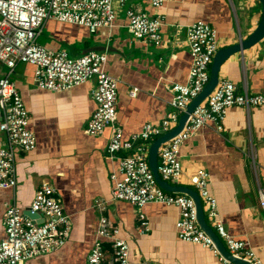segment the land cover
<instances>
[{
  "label": "crops",
  "instance_id": "0c3cea01",
  "mask_svg": "<svg viewBox=\"0 0 264 264\" xmlns=\"http://www.w3.org/2000/svg\"><path fill=\"white\" fill-rule=\"evenodd\" d=\"M115 8L116 22L110 31L101 28L90 34L85 28L51 20L37 43L53 53L65 51L71 60L94 48L107 56L106 72L118 82L114 128L124 140L146 125L161 126L170 115V86L184 85L191 67L187 27L207 23L217 33L219 50L233 46L239 38L245 40L262 18L258 0H182L158 10L149 0H129L123 8ZM128 9L149 19H162L160 47L133 40L127 30ZM6 73L0 64V79ZM33 78L34 67L28 64L16 65L11 76L28 113V130L34 134L36 146L27 153L15 151L16 186L0 191V240L7 207L15 203L23 211L29 210L35 192L48 184L55 189L72 230L62 247L25 264H88L100 217L119 228L132 262L224 264L207 248L177 239L179 211L173 205L152 203L139 209L124 201H110V176L117 169V162L106 155L112 129L96 137L85 134L95 111L91 98L94 82L52 93L37 89ZM218 78L237 86L238 92L247 89L249 95H264V40L225 62ZM133 87L139 93L131 98ZM226 121L222 133L207 125L181 147V178L172 185L194 190L190 178L197 171L207 172L218 219L264 264V210L259 204V188L264 187V112L250 109L247 113L234 107ZM4 148L6 140L0 132V149ZM98 203H104L102 209ZM203 209L208 220L206 206ZM140 215L149 231L140 232ZM102 246L106 251L103 264H111L110 240L102 239Z\"/></svg>",
  "mask_w": 264,
  "mask_h": 264
},
{
  "label": "built area",
  "instance_id": "2783aa9c",
  "mask_svg": "<svg viewBox=\"0 0 264 264\" xmlns=\"http://www.w3.org/2000/svg\"><path fill=\"white\" fill-rule=\"evenodd\" d=\"M129 0H0V64L7 73L0 79V132L6 148L0 149V191L16 186L15 151H31L36 146L35 136L28 130L29 116L20 93L11 79L18 64L34 67V85L42 91L61 93L94 82L91 94L95 111L85 134L96 137L112 129L106 148L107 157L117 162L116 172L110 176L112 198L139 209L147 204L173 205L179 211L175 222L177 239L207 248L224 264H236L225 259L206 231L197 223L196 207L192 198L184 194L164 192L156 184L148 166V149L153 141L178 126L180 116L204 89L209 79L212 60L218 53L217 33L205 22L185 29V42L191 56V67L184 85H171L169 102L171 113L164 123L155 127L146 125L141 132L124 140L114 128L118 82L106 72L107 56L88 53L71 60L65 51L53 53L38 45L45 25L53 20L82 27L94 34L98 29L112 30L116 22V8H123ZM182 0H149L153 9L169 2ZM127 30L133 40L160 47L161 18L149 19L138 10L125 11ZM216 90L193 111L186 126L158 152L157 174L163 182L177 185L181 178V147L198 134L201 128L213 125L217 133L225 129L227 113L234 107L248 113L250 109L264 112V95H249L248 90L238 92L229 82H219ZM139 88L133 87L129 97L134 98ZM190 185L206 206L207 223L235 259L250 264H263L243 240L231 236L218 219L217 202L209 190V176L204 170L190 178ZM29 209L39 219L25 216L15 203L3 215L4 238L0 240V264H25L31 258L53 252L62 247L71 229V221L58 201L55 189L43 184L35 192ZM102 204L98 203L100 209ZM259 204L264 210V187L259 188ZM41 220V222L39 221ZM140 232L149 231L148 222L139 216ZM93 246L87 256L88 264H103L105 253L102 239L111 242V264H158L152 261L130 260L128 244L119 237V228L100 217ZM239 264V263H238Z\"/></svg>",
  "mask_w": 264,
  "mask_h": 264
},
{
  "label": "water",
  "instance_id": "95a60500",
  "mask_svg": "<svg viewBox=\"0 0 264 264\" xmlns=\"http://www.w3.org/2000/svg\"><path fill=\"white\" fill-rule=\"evenodd\" d=\"M258 3L261 7V21L259 25H257L256 29L245 39L239 38L235 44L231 47H227L224 49H219L218 53L216 54L215 58L212 60L209 70V79L206 83L203 91L191 101V103L186 108L185 112L180 116L178 120V126L174 129L169 130L164 134L163 136L157 138L155 141L152 142L148 149V166L149 169L153 175V178L158 185L160 189H162L164 192H174L176 194H184L192 198L194 201L195 207H196V218L198 225L203 228L208 236L212 239L214 242L216 248L220 252V254L229 261L236 263V264H250L246 261H243V259H235L233 258L225 249L223 243L218 238V236L214 233L215 231L213 228L208 225L207 220L205 218L203 205L201 203L200 197L198 193L192 189L186 188V187H176L173 186L170 183L163 182L159 175L157 174V164H158V152L159 149L166 144L168 140H170L172 137L174 138L177 134L181 132L182 129L187 124V121L193 111L202 103L207 97H209L218 87L219 83V70L220 67L227 62L228 60L232 59L234 55L241 54L244 55L245 52L252 49L256 45H258L261 41L264 40V0H258ZM94 51H97L96 48L92 50H88L86 54L92 53ZM28 218H34L39 219L40 215L37 213H33L29 210H25L23 213ZM39 221V220H38ZM41 222V220L39 221Z\"/></svg>",
  "mask_w": 264,
  "mask_h": 264
}]
</instances>
